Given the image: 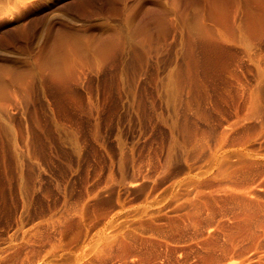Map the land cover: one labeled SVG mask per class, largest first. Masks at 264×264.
Masks as SVG:
<instances>
[{"label": "rangeland", "instance_id": "1", "mask_svg": "<svg viewBox=\"0 0 264 264\" xmlns=\"http://www.w3.org/2000/svg\"><path fill=\"white\" fill-rule=\"evenodd\" d=\"M0 264H264V0H0Z\"/></svg>", "mask_w": 264, "mask_h": 264}, {"label": "bare ground", "instance_id": "2", "mask_svg": "<svg viewBox=\"0 0 264 264\" xmlns=\"http://www.w3.org/2000/svg\"><path fill=\"white\" fill-rule=\"evenodd\" d=\"M226 137V136H225ZM227 140V139H226ZM223 151V150H222ZM236 152V151H235ZM245 152V151H244ZM236 153H238L239 154V152H236ZM243 154H245V153H243ZM247 154V153H246ZM245 154V155H246ZM230 155H231V153H230ZM235 155V154H234ZM237 155V154H236ZM248 155V154H247ZM224 157V156H223ZM226 157V156H225ZM213 158V157H212ZM217 158V157H216ZM221 161H223V160H221ZM242 161H243V159H242ZM244 162V161H243ZM247 162V161H246ZM249 162V161H248ZM248 162H247V164H248ZM221 163V162H220ZM223 163V162H222ZM236 163H237V161H236ZM235 163V164H236ZM242 163V162H241ZM216 164H218V163H216ZM209 166V165H208ZM216 166V165H215ZM230 166V165H229ZM236 166V165H235ZM208 170V169H207ZM233 171V170H232ZM218 173V172H217ZM222 173V172H221ZM215 174V173H214ZM202 176V175H201ZM216 179V178H215ZM218 183V182H217ZM192 184V183H191ZM228 184V183H227ZM228 186V185H227ZM226 186V187H227ZM215 187H217L216 185H215ZM224 187V186H223ZM228 188V187H227ZM203 191V190H202ZM209 191V190H208ZM215 191V190H214ZM197 192V191H196ZM218 192V191H217ZM224 192V191H223ZM210 194V193H209ZM215 194V193H214ZM217 194V193H216ZM220 197V196H219ZM231 198V197H230ZM173 199V198H172ZM215 199V198H214ZM222 199V198H221ZM210 200V202L212 201L211 199H209ZM216 202V201H215ZM220 204V203H219ZM224 204V203H223ZM171 205V204H170ZM175 205V204H174ZM178 205H180V204H178ZM195 205V204H194ZM205 205V204H204ZM213 205V204H212ZM207 206V205H206ZM205 206V207H206ZM221 207V206H220ZM174 208V207H173ZM203 208V207H202ZM206 208H208V207H206ZM190 209V208H189ZM212 209V208H211ZM197 210V209H196ZM201 212V211H200ZM208 212V211H207ZM181 213V212H180ZM191 213V212H190ZM200 214V213H199ZM210 214V213H209ZM207 215V214H206ZM174 217V216H173ZM193 217V216H192ZM187 218V217H186ZM183 219V218H182ZM171 220V219H170ZM175 220V219H174ZM50 262V261H49Z\"/></svg>", "mask_w": 264, "mask_h": 264}]
</instances>
